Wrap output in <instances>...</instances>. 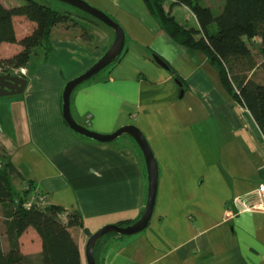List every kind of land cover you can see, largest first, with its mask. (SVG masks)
<instances>
[{"label":"crops","instance_id":"obj_1","mask_svg":"<svg viewBox=\"0 0 264 264\" xmlns=\"http://www.w3.org/2000/svg\"><path fill=\"white\" fill-rule=\"evenodd\" d=\"M85 1L123 28L126 44L116 64L74 90L72 118L102 135L134 126L158 172L146 230L103 238L95 248L96 263L264 264V212L256 209V189L264 182V138L249 112L227 95L207 58L174 43L142 0ZM0 3L20 6L19 0ZM172 5L188 11L170 0L164 11L180 25L188 21V16L173 14ZM81 22L53 27L23 68L24 91L0 98V169L11 165L13 191L29 190L28 200L43 195V207L62 210V222L72 214L81 217L82 228L69 232L80 263L86 264L89 237L84 230L91 236L106 226L136 222L146 205L147 175L131 138L91 143L74 135L62 118L64 86L91 68L114 39L95 21ZM13 25L15 35L16 25L20 28L17 38L34 27L23 18H14ZM259 43L252 44L259 48ZM19 52L17 45L3 44L0 59ZM153 55L173 74L158 66ZM9 75L19 76L17 70ZM2 249L7 251V245Z\"/></svg>","mask_w":264,"mask_h":264},{"label":"trees","instance_id":"obj_2","mask_svg":"<svg viewBox=\"0 0 264 264\" xmlns=\"http://www.w3.org/2000/svg\"><path fill=\"white\" fill-rule=\"evenodd\" d=\"M20 6L5 8L0 3V46L17 45L20 52L9 59H0V69L8 74L27 66L30 53L48 40L50 30L68 25L66 15L39 5L33 0H21ZM166 0H142L148 13L158 21L166 35L188 51L203 54L217 70L220 84L228 96L245 108L264 138V85L248 78L254 68L250 46L259 40V52L264 58V0H223L221 11L214 16L211 9L202 7L203 0H170L186 8L195 18L198 28L181 26L166 13ZM23 18L34 27L17 40L13 19ZM215 26V31L210 30ZM246 68L239 72L238 66ZM242 69V68H241ZM264 71V66H263ZM239 72V73H238ZM16 172L11 165L0 169V264H35L19 249V239L32 229L40 240L37 264H81L78 247L69 230L82 228L78 214L62 222V210L53 207H26L30 191L17 194L10 183ZM85 234L90 237L87 230ZM7 251H3V242Z\"/></svg>","mask_w":264,"mask_h":264},{"label":"water","instance_id":"obj_3","mask_svg":"<svg viewBox=\"0 0 264 264\" xmlns=\"http://www.w3.org/2000/svg\"><path fill=\"white\" fill-rule=\"evenodd\" d=\"M59 4L65 5L93 21L110 29L114 34V39L111 45L107 48L104 54L95 62V64L84 72L81 76L68 82L62 92L61 112L62 118L68 129L76 136L91 143L108 145L114 143L122 136L131 138L140 150L147 175V200L144 212L141 217L132 225L127 227L106 226L100 229L95 234L91 235L86 242L84 250V258L86 264H97L95 259V248L97 243L107 236H122L131 237L142 233L149 225L151 220L157 188V165L150 148L142 135V133L134 126L121 128L111 135H102L79 125L74 121L70 112V97L74 90L92 80L97 75L112 67L120 59L126 44V34L123 28L112 20L108 15L83 0H52ZM153 61L169 74L173 72L168 66L157 56H152ZM174 82L180 89V96L183 94L182 85L177 78ZM26 87V79L22 76L0 75V98L20 95Z\"/></svg>","mask_w":264,"mask_h":264},{"label":"rangeland","instance_id":"obj_4","mask_svg":"<svg viewBox=\"0 0 264 264\" xmlns=\"http://www.w3.org/2000/svg\"><path fill=\"white\" fill-rule=\"evenodd\" d=\"M33 1L38 3L39 5L50 8L51 10L56 11L59 14L66 15L68 17V20H69L68 25H71V26H75V22H78V24H79L81 21H84V19L92 20V19L86 17L85 15H83V14H81V13H79V12L69 8V7L62 5V4H59L57 2H54L52 0H33ZM83 1H85V0H83ZM19 2H20V5H22L23 2L21 0H19ZM86 3H88V2H86ZM88 4H90V3H88ZM222 5H223V0H204L201 4L202 7H209L213 14H219V12L221 11ZM172 9L174 12L173 14H178L177 17L186 18L188 16L187 17L188 21H186L181 26H183V27L188 26L187 28H189V27H193L195 25V21H194L193 17L190 15L191 13L189 11H186L184 9H177V8L174 9L173 5H172ZM81 23L83 25V28L86 29V23H84V22H81ZM99 25L104 31H107L108 33L113 34V32L110 29L106 28L105 26H103L101 24H99ZM16 28L20 31V28L17 25H16ZM19 31H17L16 38L20 37ZM78 33H79V35H83V32L81 30ZM17 39L19 40L21 38H17ZM38 51L39 50H36L37 53H38ZM251 53H252L253 60H254V68L251 71L250 70L248 71L246 68L241 67V65H239L238 66L239 72H242V71L246 72V70H247L246 74L248 77H250L253 81H255L258 84H264V71H263L264 58L262 57L261 53L259 52V48H257L253 44L251 45ZM37 240H38V242H37ZM5 244H6V242L4 239L3 245L5 246ZM18 244H19V249H20L21 253L25 256L28 255L27 257L31 258L35 262V264H37L38 252L40 249V241H39L38 237L36 236L35 232L32 229H30L21 238V242Z\"/></svg>","mask_w":264,"mask_h":264},{"label":"built area","instance_id":"obj_5","mask_svg":"<svg viewBox=\"0 0 264 264\" xmlns=\"http://www.w3.org/2000/svg\"><path fill=\"white\" fill-rule=\"evenodd\" d=\"M17 72H18V75H24L25 73L23 69H19L17 70ZM0 75H9V73L5 74L0 69ZM256 194H257L258 201H259L256 209L257 211L264 212V182L258 185L256 189ZM45 203H46V198L39 193H35L29 200H27L25 206L26 207H32V206L43 207Z\"/></svg>","mask_w":264,"mask_h":264}]
</instances>
